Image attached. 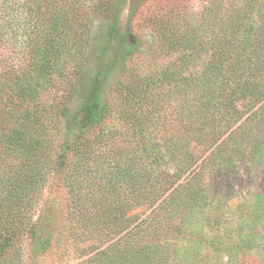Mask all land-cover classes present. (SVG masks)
<instances>
[{"label":"trees","instance_id":"obj_1","mask_svg":"<svg viewBox=\"0 0 264 264\" xmlns=\"http://www.w3.org/2000/svg\"><path fill=\"white\" fill-rule=\"evenodd\" d=\"M123 4L25 0L2 13L0 40L13 43L0 52V264H21L26 240L34 255L52 245L40 207L52 176L66 182L76 238L99 241L85 264H171L178 249L157 236L221 229L214 212L241 164L264 165V0H211L200 18L154 21L173 60L147 73L130 65L142 43L120 24ZM144 204L154 209L136 222L129 212ZM212 239L260 251L250 233Z\"/></svg>","mask_w":264,"mask_h":264},{"label":"rangeland","instance_id":"obj_2","mask_svg":"<svg viewBox=\"0 0 264 264\" xmlns=\"http://www.w3.org/2000/svg\"><path fill=\"white\" fill-rule=\"evenodd\" d=\"M23 1L25 0H0V19L4 10L5 12L9 11L10 5L19 4ZM210 1L124 0L120 24L124 30H134L142 43L141 50L130 63L131 67L147 73L172 61L173 57L166 56L161 50V38L154 21L169 19L172 16H177L175 17L176 20L178 17L179 19L184 17L185 22L193 18H200L204 6ZM104 22L102 16L95 17L93 23L96 33L103 31ZM9 43L13 42L10 41ZM15 43L16 41L14 45ZM10 44L7 40H0V52L11 47ZM95 58V51L92 49L87 59L88 63L94 62ZM120 77L121 73L116 78ZM122 98V93H119L118 88L113 84L108 93V100L115 115L120 111L118 109L121 108ZM115 115L112 116V119L117 117ZM199 148L196 151L198 153L203 152V149ZM241 165L242 171L237 179L236 191L232 192L233 195L230 200H227L219 210L216 211L215 209L214 212H220L219 215H216V219L217 223L223 224L221 229L213 226H211L212 228L208 227L203 233L205 239L193 236L184 240L182 228L170 229L167 232L164 231L161 236H157L159 241L167 240L173 247H177L176 255L171 257V264H264V201L258 206V200L255 199L258 191L264 192V165H260L258 168L247 162H243ZM69 198L63 175L52 176L40 207L45 224L49 221L52 223V227H55L53 228L54 241L46 251L34 255L29 241L26 240L23 246L21 264H85L86 259L91 255L89 252L91 243H98L99 241L95 238L86 240L76 238L69 227L71 223L67 218L70 212ZM153 209L154 206L144 204L134 207L129 214L138 222L151 213ZM162 216V211L157 212V215L155 214V218L159 221ZM176 221L180 222L181 219ZM176 221L174 223L177 226ZM207 221H212V218L201 219L202 224H207ZM239 233L253 234L256 237L255 244H257L255 250L260 251L244 254V252H238L241 249L239 246L231 245L228 249L229 246L226 244L224 249H221L215 243L210 242L212 237H221L226 241H232ZM232 248L235 250H230ZM252 250L249 249V251ZM169 262L168 259L166 264H170Z\"/></svg>","mask_w":264,"mask_h":264}]
</instances>
